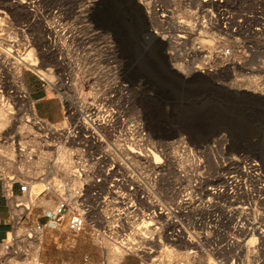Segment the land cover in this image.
Segmentation results:
<instances>
[{
	"label": "rangeland",
	"instance_id": "obj_1",
	"mask_svg": "<svg viewBox=\"0 0 264 264\" xmlns=\"http://www.w3.org/2000/svg\"><path fill=\"white\" fill-rule=\"evenodd\" d=\"M145 1L152 10L154 3L161 4L165 16L147 13ZM230 2L249 5L248 0ZM186 6L183 0H0V107L7 115L5 122L0 119V167L7 178L41 180L40 189L51 186L8 197L12 215L22 219L6 239L12 242L10 251L0 249V264L2 259L15 264H264V242L256 240L247 253L230 246L246 240L238 226L264 229V190L256 177L245 183L252 198L233 201L231 186L207 193L213 190L209 187L223 188L222 167L233 157L256 159L264 174V103L250 112L249 105L235 100L238 93L255 91L231 84L236 74H249L259 64L242 69L209 62L206 55L220 45L199 29L183 41L175 39L174 47L147 44L182 33L168 18L182 17ZM7 43L15 44L12 51ZM22 56L34 59L44 75L19 65ZM198 68L202 71L193 72ZM25 79L59 102L57 122L39 118L35 102L19 97L22 86L27 88ZM47 124L57 126L58 133ZM217 128L210 142L197 143L201 132ZM18 132L28 136L21 141ZM131 139L155 151L159 141L172 142L169 154L177 158L184 146L199 168L177 163L159 171L125 161L119 151ZM67 161L70 174L79 172L83 179V169L88 178L69 185L61 170ZM77 192L85 226L73 235L65 220L56 224L46 213L64 195ZM181 197L187 199L177 208ZM19 202L27 208L16 207ZM149 219L153 224L145 228ZM35 221L44 223L39 233L29 228ZM186 234L200 245L184 242Z\"/></svg>",
	"mask_w": 264,
	"mask_h": 264
},
{
	"label": "built area",
	"instance_id": "obj_2",
	"mask_svg": "<svg viewBox=\"0 0 264 264\" xmlns=\"http://www.w3.org/2000/svg\"><path fill=\"white\" fill-rule=\"evenodd\" d=\"M183 1L186 4H192L190 3L192 0ZM230 1L231 0H199V5H195L197 7L193 9L195 14L192 29L177 26L176 29L179 28L183 31L182 33H176L174 39L183 41L186 39L185 35L188 36L191 31L198 29L200 32V28L204 27V29L210 33L212 32L215 34V37L211 41L216 40L220 45L219 50L208 52L209 54L206 55L209 62H219L224 65H237L242 69H248L244 67L245 65L259 64L258 69L250 67L248 70L249 73L251 69H254L255 71L259 70L262 73H259V75H262L261 77L264 80V0H248L249 5H246L245 3L242 5H235ZM143 6L145 7L146 12V8L148 7L150 12H153L154 14L157 12L161 17L165 16L164 8L159 3H154V11L152 10L149 1L143 2ZM179 19H182V17ZM163 36L162 37L166 39L171 37ZM176 43L179 44V41ZM198 69L200 70V68ZM200 71H202V69ZM19 97L23 98L21 94ZM252 162L255 161L244 157L240 159L238 158L240 170H243L246 173V176H243L245 179L246 177L248 178L251 176L256 177L257 173L261 172V169L258 172L257 170H251L252 168H249ZM237 179L241 180L242 177L238 176ZM262 180H264V174ZM15 184L18 185V193L22 195H28L30 193L31 187L29 186L28 181L23 182L13 178L4 177V174L0 169V190L2 197L6 200H8V197H13ZM79 198H81V194L77 200ZM47 216L56 224H60L65 220L67 231L73 235H77L84 230L85 211L81 209L79 205L76 203L73 204L71 201L61 198L55 205L53 212ZM21 219L22 217L14 218L13 216V227L15 223H21ZM43 227L44 223L39 221L31 223L29 226L30 230L34 233H39L42 231ZM11 231L9 233H11ZM7 238L8 236L6 239ZM6 239L0 242V249L10 251L12 248V242L9 240L6 241ZM2 262L5 264H15L8 262L6 259H2Z\"/></svg>",
	"mask_w": 264,
	"mask_h": 264
},
{
	"label": "bare ground",
	"instance_id": "obj_3",
	"mask_svg": "<svg viewBox=\"0 0 264 264\" xmlns=\"http://www.w3.org/2000/svg\"><path fill=\"white\" fill-rule=\"evenodd\" d=\"M170 2L172 3H175V2H179L180 0H169ZM132 2V1H131ZM91 2L89 1L88 4H90ZM190 3H192L193 5H199V0H192ZM94 4V3H93ZM192 4H187L186 8L184 9L185 11V15H183L182 19H179L181 16H179L178 14H175V15H172L168 18V23L170 24V26L173 28V29H176L177 26H181V27H184V28H190L192 29L193 27V20H194V14H195V11L193 10V8L191 7ZM147 13H150L149 11V8L147 7ZM2 10V9H0ZM140 14V13H139ZM140 16V15H139ZM154 17V16H153ZM156 20V18L154 17V21ZM143 21V20H141ZM153 19L150 18V22H152ZM153 23V22H152ZM154 33H157V31H154ZM200 32H203V33H208L207 34V37L208 40H212L214 37H215V34L214 33H210L209 31H207L206 29H204V27L200 28ZM145 36V35H144ZM178 36V35H177ZM164 37V36H163ZM150 38V37H149ZM166 39V38H165ZM143 40H145L143 38ZM150 40V39H149ZM144 42V41H143ZM146 42V41H145ZM149 45H152L154 46V48L156 49H161L162 47H165V46H169V47H174L177 45V43L175 42V39L172 37H169V39H166L165 42H159L158 40L156 39H151L150 41H148ZM7 47L10 51H12V47L15 45H13L12 43H7L6 44ZM8 50V51H9ZM28 55V54H27ZM23 57V58H22ZM21 58H19L18 60L20 62H18L19 65H25L31 69H33L34 71H36L38 74H40L41 76L44 75L45 71L42 70L36 63V61L34 59H29V57H25V56H22ZM176 65L177 67H179L178 64L176 63H173V66ZM26 67V68H27ZM174 70V69H173ZM200 71L199 69H193V72H198ZM172 73V75L174 74L173 71H170ZM169 72V73H170ZM260 71L258 70H254V69H251L250 70V73L249 74H236L233 78H232V82L231 84H234L235 86H237L239 89H244V88H240L242 85L246 86V87H251L253 89V91H255V93L253 92H244V93H238V99H236L235 97V101H237L239 103V105H243V104H247L249 105L251 108V111H255V110H258V106L262 103H264V80L262 79V75H259ZM18 74V77H20V72L17 73ZM198 76V75H197ZM194 77V76H192ZM196 77V76H195ZM181 78V77H180ZM201 78V77H200ZM204 78V77H203ZM23 85V84H22ZM23 91H21V95L23 96V98H27L29 97L28 96V90L27 88H25V86L23 85ZM237 91H235L234 93H236ZM240 92V91H239ZM232 94V93H231ZM235 95V94H234ZM233 95V96H234ZM237 95V94H236ZM234 100V99H233ZM247 103H246V102ZM7 103V102H6ZM33 103V102H32ZM8 105V104H7ZM78 106V105H77ZM4 108V107H3ZM2 107H0V119L2 122H5L6 119H7V115L5 114L4 112V109ZM9 109V108H8ZM32 110V109H31ZM30 111V110H29ZM11 114V113H10ZM31 114V113H30ZM33 115V114H32ZM244 115V114H243ZM255 115V114H254ZM26 116H24L25 118ZM21 118V117H20ZM25 121H27V119H25ZM249 121V120H248ZM9 123V122H8ZM23 123V122H22ZM41 123V122H40ZM44 123V122H42ZM5 125V124H4ZM32 126V125H31ZM18 127V126H17ZM30 127V126H29ZM46 127H48V130H51L53 132H56L57 131V126L55 125H50V124H47ZM62 127H64V125H62ZM22 129V127H20ZM60 128V127H59ZM19 129V127H18ZM32 129V128H31ZM47 129V128H46ZM60 130V129H59ZM21 131V130H20ZM28 132V131H27ZM19 133V136H17L20 140L21 139H25V137L28 136V134L25 132H18ZM58 133V131H57ZM17 134V133H16ZM59 136V135H58ZM23 141V140H21ZM44 141V140H43ZM180 141V140H179ZM183 141H180V145H182ZM19 143V142H18ZM47 143V142H46ZM20 144V143H19ZM39 144V143H38ZM21 145V144H20ZM50 145V143H49ZM173 143L172 142H162V141H159L157 143V151L155 150H152L151 148H148V147H145V148H141L138 144H137V140L135 139H131L128 146H125V148H123V150H121V152L119 151V153L121 154L122 158L125 160V161H129V160H132L134 162H145L147 165L150 166V168L152 170H164V169H168L170 166L171 168L174 166H178L176 165L177 163H181V164H184L185 166H190V165H194V167L196 169L199 168V163L197 162L196 164V161L194 162V159H190L189 156L191 155L190 154V149H184V146H181L183 147V150L181 149L182 151V155L181 157L179 156V158H177L175 156V154L173 155H170L169 154V151L171 148H173ZM13 146V145H12ZM137 147V149H135ZM66 148V147H65ZM69 149V148H67ZM122 149V148H120ZM2 150V149H1ZM0 150V152H1ZM4 150V149H3ZM24 150V149H23ZM255 150V151H254ZM11 151V150H10ZM14 151V150H13ZM5 153H7L5 150H4ZM15 152V151H14ZM18 152V151H17ZM40 152V151H39ZM38 152V153H39ZM171 152V151H170ZM253 152L254 153H258L259 151H257L256 149H253ZM4 153V154H5ZM21 155L24 153L23 152H19ZM61 153V152H60ZM12 152H11V157H12ZM7 155V159H8V153L5 154ZM15 155V154H14ZM2 156V155H0ZM162 156V157H161ZM233 156V155H232ZM4 158V156H2ZM14 157V156H13ZM19 157V156H18ZM23 158V157H22ZM40 158V157H39ZM167 162L165 165L162 164V160L163 159ZM1 159V158H0ZM10 159V157H9ZM27 159V158H26ZM25 160V159H24ZM28 160H31V158H28ZM252 161H255V162H252L250 164V167L249 168H252L251 170H257L259 172V170L261 169V172L257 173V176L256 178H254L256 181V183H258V189L261 191V190H264V180H262V176H263V173H262V165L261 163H259L256 159H251ZM4 161V160H3ZM33 161V160H32ZM11 162V161H10ZM27 162H30V161H27ZM25 162V163H27ZM119 162V161H118ZM5 163V162H4ZM8 163V162H7ZM32 163V162H31ZM2 164V163H1ZM121 164L122 166H124L123 162L119 163ZM137 164V163H136ZM44 166V165H43ZM72 166V163L71 161H67L66 165L61 167V170L63 171V176L65 177L66 180H68L69 182V185H72L74 182L78 181L80 182V180H85L88 178V172L86 170H83L82 169V173L81 175L83 176L84 175V178L82 179L81 176H80V173H76L75 175L74 174H70V172H68V168ZM36 167V166H34ZM40 167V166H39ZM38 168V167H37ZM43 168V167H42ZM0 169L2 170V168L0 167ZM49 169V168H48ZM58 169V168H57ZM190 169V168H189ZM223 169V172L225 174H228V175H222L221 176V183L223 184L221 189L219 188H216L214 189V187H209L208 189H213L211 192L207 191V193L209 194H219L221 192H224L226 191V187L229 186V189L231 187H234L233 189L229 190V192L232 193V196L230 197H233V201L239 199V198H252L253 195H252V191L249 189V187H246L245 186V182H246V179L247 181H250L248 180V178L246 177H243V176H246V173L243 171V170H240V167H239V164H238V158L236 157H233L231 158V162L228 164V165H224L222 167ZM32 170V169H31ZM42 170V169H41ZM176 170V169H175ZM38 171V170H37ZM3 172V171H2ZM39 172V171H38ZM4 174V173H3ZM73 176V177H72ZM238 176H241L242 179H237ZM4 177H6L4 175ZM61 179V178H60ZM188 182L187 184H190V181L189 179L187 178L186 179ZM62 181V180H61ZM28 184L29 186L31 187L30 189V192L32 191V189L34 190V192H38V191H42L44 188H48L50 189L51 186H49V184H47L44 188L40 189L39 185L38 184H42V181L41 180H38V181H28ZM64 184V183H63ZM66 184V183H65ZM68 185V186H69ZM116 186H119V183H116ZM231 186V187H230ZM55 188V187H54ZM56 191V190H54ZM226 193V192H225ZM77 195H74L72 197H68V196H65L62 197V199H65L67 201H71L73 204L76 203L77 201V198L80 196V193H76ZM60 195V193H59ZM177 195V194H176ZM225 195V194H223ZM222 195V196H223ZM180 195H177V197H179ZM214 196V195H212ZM227 197V196H226ZM210 198V197H208ZM183 199H186V198H182L179 199L177 201L178 203V206L176 205L177 208H181V204L183 202ZM30 201V200H28ZM186 201V200H185ZM25 203V201H24ZM261 203V202H260ZM15 206L16 207H19V206H23V207H27L26 205L23 204V202H20V203H15ZM176 212V211H174ZM179 213V212H178ZM174 214V213H173ZM153 222H152V219H149L148 221H146V224L144 225L145 228H148V226L152 225ZM139 229V228H138ZM18 230V229H17ZM242 235L243 237L246 239L245 242H243V244L241 243H235V244H230V246H234V245H237V246H234L235 248H238L243 250L245 249V252L247 253L249 250L248 248L255 244L256 240H259L260 242H264V229H260L258 226H254L253 228H246V227H243V226H239V228L237 229ZM19 232V231H18ZM10 234V233H9ZM137 234L139 235V237L144 240V238L146 237L144 235L143 232H140L139 230H137ZM183 240L184 242H186L187 244H191V245H194L195 247H197V245H200L199 242H196V240L193 238V236L191 235H184L183 236ZM170 242L173 240V238L171 239H168ZM195 240V241H193ZM169 249V248H168ZM167 251V250H165ZM171 253V252H170ZM170 253L168 252H164L163 256H166V257H169L170 256ZM184 254V253H183ZM122 255V254H121ZM117 256V255H116ZM183 257V256H182ZM121 258V257H119ZM185 259V258H184ZM118 260V259H117ZM152 260H157L156 258H153ZM167 260V258H166ZM180 261V260H179ZM3 264V263H2ZM26 264H30V262H26ZM110 264H115V263H112V261H110ZM119 264V262H118Z\"/></svg>",
	"mask_w": 264,
	"mask_h": 264
},
{
	"label": "crops",
	"instance_id": "obj_4",
	"mask_svg": "<svg viewBox=\"0 0 264 264\" xmlns=\"http://www.w3.org/2000/svg\"><path fill=\"white\" fill-rule=\"evenodd\" d=\"M27 79H25L26 81ZM26 87L30 98L35 102L34 110L36 115L50 123L57 122L61 118V108L59 102L49 97L45 89L39 85L34 86L32 82L26 81ZM14 192L18 193V185H14ZM51 212H47L46 216ZM13 228V216L10 210L8 200L2 197L0 190V242L5 240L8 233Z\"/></svg>",
	"mask_w": 264,
	"mask_h": 264
},
{
	"label": "water",
	"instance_id": "obj_5",
	"mask_svg": "<svg viewBox=\"0 0 264 264\" xmlns=\"http://www.w3.org/2000/svg\"><path fill=\"white\" fill-rule=\"evenodd\" d=\"M219 130H220V128H217V129L213 130L210 133H208V132H205V133L201 132V134H202L201 135V138L197 141V143L204 144V143L210 142L211 141V136L213 134H216ZM175 135H176V133L173 132L171 134H168V135L164 136V138L165 139H169V138H172Z\"/></svg>",
	"mask_w": 264,
	"mask_h": 264
}]
</instances>
